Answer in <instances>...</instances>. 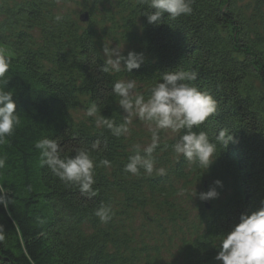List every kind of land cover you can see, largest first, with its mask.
<instances>
[{
    "label": "trees",
    "instance_id": "1",
    "mask_svg": "<svg viewBox=\"0 0 264 264\" xmlns=\"http://www.w3.org/2000/svg\"><path fill=\"white\" fill-rule=\"evenodd\" d=\"M191 7L156 25L143 14L154 10L138 0H0V54L10 61L7 87L21 118L0 143V264H220L222 234L264 202V0H192ZM110 36L126 45L123 55L143 54L138 69L102 71ZM181 69L196 72L190 83L217 101L199 130L214 141L227 129L237 142L218 144L208 170L182 156L158 174L152 154L151 175L139 166V175L127 173L128 158L138 145L146 156L145 147L128 142L130 124L114 135L86 109L95 103L119 127L128 117L115 80H135L147 95L162 73ZM42 138L57 141L61 158L91 153L96 196L40 166L34 144ZM188 184L218 196L193 201ZM101 203L113 210L107 223L94 215Z\"/></svg>",
    "mask_w": 264,
    "mask_h": 264
},
{
    "label": "clouds",
    "instance_id": "2",
    "mask_svg": "<svg viewBox=\"0 0 264 264\" xmlns=\"http://www.w3.org/2000/svg\"><path fill=\"white\" fill-rule=\"evenodd\" d=\"M139 3L147 4L153 9L151 13H143L149 24L159 25L162 17L167 14L169 19H176L183 15H190L192 12V0H138ZM57 20L61 16L57 15ZM105 64L102 68L104 73L131 72L138 69L144 61L142 53L129 51L127 55L122 54V48L116 46L104 47ZM10 70V61L6 55L0 54V143L11 136L17 127L21 125V118L17 111V104L13 99V90L7 87V73ZM197 73L187 70L165 71L161 80L152 87L150 94L135 92L137 84L135 80L117 79L112 84V92L119 97V104L131 117L135 114L141 120L149 123L151 130V141L143 149L146 156L140 155L139 146L133 155L128 158L124 170L132 175H139V167L144 169V174L151 175L155 168V161L152 159L154 150L160 143L159 132L162 130L171 133H180L186 130L183 135L172 145L177 156H183L187 161L199 167L209 169L210 165L217 158V145L227 148L230 142H237L227 129H220L214 137H210L207 131L199 130L201 126L217 112V101L206 91H202L194 84ZM162 81V82H161ZM86 116L94 117L97 126L104 125L113 131L114 135H122L129 131L127 119L125 124L113 127V122L99 116L98 107L95 103L89 105L85 112ZM196 131H193V129ZM34 147L39 150L40 166L47 165L51 172L60 181L68 185H75L81 193L89 197L97 195L94 188L95 161L87 150H77L74 157L61 158L59 145L56 140L42 138L37 140ZM95 147V146H94ZM109 166L108 160L101 162ZM5 166V160L0 158V168ZM139 166V167H138ZM160 174L165 169H156ZM217 185L220 181H215ZM201 201H208L218 196L215 189L207 192L194 193ZM0 205L6 204L0 196ZM100 222L107 223L111 220L113 210L110 205L101 203L94 211ZM3 237L0 236V239ZM219 251L215 260L220 264H264V202L261 207L251 214L241 213L239 222L232 229L222 234L219 242Z\"/></svg>",
    "mask_w": 264,
    "mask_h": 264
},
{
    "label": "rangeland",
    "instance_id": "3",
    "mask_svg": "<svg viewBox=\"0 0 264 264\" xmlns=\"http://www.w3.org/2000/svg\"><path fill=\"white\" fill-rule=\"evenodd\" d=\"M117 35L118 34H116V36ZM104 44L106 46H109L110 48H115L116 46H118V47H121L122 49H126V45L122 42H117L114 36H110L109 38H106V40L104 41ZM135 92H139L143 94L142 93L143 91L137 88L132 90L130 94H134ZM149 94L150 92L147 95L145 94L144 95L147 98ZM126 115L128 119H131V123H129L131 130L127 133L128 142L138 145L136 142L138 141L141 146L146 147L147 144H149L151 141V130H150L149 123L141 120L135 114L129 117V114L126 112ZM158 135L160 136V143L153 152V154L156 155V157L158 156L159 161H160V164L156 167V169H160V168L165 169L167 164L173 163L177 161L180 157H182V155L177 156V154L173 151V148H172V145L175 144L178 140V133L174 134V133H171L170 131L162 130L161 132L158 133ZM156 172L159 174L158 171ZM196 187L198 186H194V185L190 186L188 184L186 189L187 191H190L191 194H193L196 191L195 189ZM210 189H213V188L210 187ZM192 198H193V201H197L199 199L197 196H192ZM145 241H144L145 243H151L148 239ZM140 242H142L141 236H140L139 243Z\"/></svg>",
    "mask_w": 264,
    "mask_h": 264
}]
</instances>
